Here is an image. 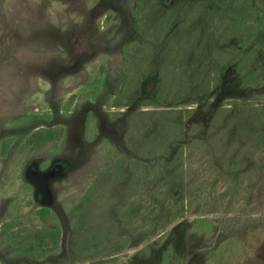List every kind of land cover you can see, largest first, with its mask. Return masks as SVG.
<instances>
[{
  "label": "rangeland",
  "instance_id": "1",
  "mask_svg": "<svg viewBox=\"0 0 264 264\" xmlns=\"http://www.w3.org/2000/svg\"><path fill=\"white\" fill-rule=\"evenodd\" d=\"M199 7L0 0V264H264V34Z\"/></svg>",
  "mask_w": 264,
  "mask_h": 264
},
{
  "label": "trees",
  "instance_id": "2",
  "mask_svg": "<svg viewBox=\"0 0 264 264\" xmlns=\"http://www.w3.org/2000/svg\"><path fill=\"white\" fill-rule=\"evenodd\" d=\"M203 9L206 16L210 20L212 31L219 33L227 28L230 38L233 40L235 56L233 60L234 70L238 74L243 72V64L248 62L250 57L257 53V45L263 38L264 34V11L256 5L254 0H196ZM205 7V8H204ZM137 15L139 10L136 11ZM136 15V16H137ZM249 76H244L247 81ZM74 97H72L73 99ZM116 106L120 102H115ZM39 130L33 133L32 138L37 136ZM53 137L48 136L38 140L42 143L44 140H52ZM48 210H40V215H45ZM42 233V244L38 251L32 252L25 250L30 258H39L57 249L60 245L62 230L60 227L48 228L40 230Z\"/></svg>",
  "mask_w": 264,
  "mask_h": 264
}]
</instances>
